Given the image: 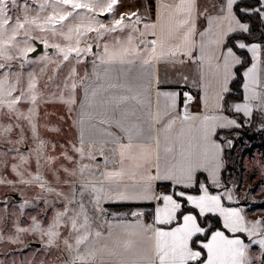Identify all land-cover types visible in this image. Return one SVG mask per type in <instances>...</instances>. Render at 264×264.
I'll return each instance as SVG.
<instances>
[{"label":"snow or ice","instance_id":"1","mask_svg":"<svg viewBox=\"0 0 264 264\" xmlns=\"http://www.w3.org/2000/svg\"><path fill=\"white\" fill-rule=\"evenodd\" d=\"M120 3L0 0V186L23 185L37 193L11 206L15 211L0 200V243L7 236L8 243L23 244L31 234L47 253L40 264H49L53 253L59 264H122L133 237L144 235L152 249L134 264H264V217L245 215L226 163L242 130L255 120L264 130V0H161L159 39L156 24L143 23L137 12L117 18ZM89 58L93 71L81 76L77 66ZM157 60L195 63L212 81L202 114H190L189 93H162L173 110L168 128L192 122L198 132L194 145L181 146L178 157L162 163L139 142L144 130L129 124L122 110L129 100L141 103L140 96L107 95L126 87L108 82L116 65L139 62L151 85L149 69ZM106 153L118 170L108 169ZM145 165L154 174L135 181ZM125 177L134 182L123 183ZM123 202H151L152 222L139 219L142 211L128 214L137 217L128 222L105 207ZM41 203L43 215L27 214ZM115 229L124 239L101 244L105 233L113 239ZM13 255L0 253V264H17L9 259Z\"/></svg>","mask_w":264,"mask_h":264},{"label":"crops","instance_id":"2","mask_svg":"<svg viewBox=\"0 0 264 264\" xmlns=\"http://www.w3.org/2000/svg\"><path fill=\"white\" fill-rule=\"evenodd\" d=\"M161 0H152L153 8L152 12L147 14L148 18H143V23H150L154 21L156 24V37L158 39L161 35ZM95 51L99 53L101 50L96 48ZM93 71V66L90 61L89 74ZM152 76H154V83L147 84V79L144 70L140 67L139 62L135 64L116 65L115 71L109 74L108 82L119 83L126 85V87L111 90L107 95H128V96H140L141 103H137L135 100H129L126 104L122 105V110H126L129 113L128 123H137L143 130L145 138L140 143H144L153 150V156L157 159V163H162L165 158L171 159L172 156L179 155L181 146L188 148L195 144L198 135L197 127L192 122H185L183 124L177 123L176 125L168 128V121L171 119L170 113L173 111L169 107V101L162 93L165 92H181L187 93L190 90V95L193 97L189 102L188 110L190 114H202L206 113L204 108V100L211 95L212 81L211 76L205 74L202 78V73L199 67L195 63H187L183 66H172L161 63L159 60L149 69ZM113 77H116L113 79ZM187 78L186 80L184 78ZM130 89V91H129ZM180 101L183 102V96ZM96 111H104L103 107H97ZM182 110L178 106L177 111ZM99 119V117H97ZM148 137H154L152 142ZM111 148L112 145L107 146ZM172 148V153H167L166 149ZM109 155V163L107 165L109 170H118L120 165L114 159L111 154ZM138 155V153H137ZM98 161L103 166L102 159L98 158ZM125 167H129V162H125ZM149 174H154L148 165L137 174L135 181L140 182L146 180ZM123 183L132 184L134 181L131 178L125 177ZM162 188H166L167 184L160 185ZM113 209L115 214L122 217L128 222H135L137 217L128 215L134 211H142L144 215L139 219L143 223L152 222V209L154 205L151 202H123V203H110L109 205H118ZM241 206V205H240ZM122 207V208H121ZM114 221V218H113ZM122 230L115 229L112 240H107L105 236L101 238L100 243H108L113 245L114 241L119 239L123 240L121 235ZM134 246L131 253H125V260L122 264H134L136 257H147L152 249V241L147 236L138 235L133 237ZM122 250V249H121ZM155 259V257H153ZM100 264V261L97 262ZM103 264H121L120 261L105 259Z\"/></svg>","mask_w":264,"mask_h":264},{"label":"rangeland","instance_id":"3","mask_svg":"<svg viewBox=\"0 0 264 264\" xmlns=\"http://www.w3.org/2000/svg\"><path fill=\"white\" fill-rule=\"evenodd\" d=\"M153 8L152 0H121L117 18L120 14L137 12L140 17L148 18L147 14H150ZM104 18V17H102ZM107 19H111L108 17ZM107 19L105 22H107ZM134 19V18H133ZM154 21H150L153 23ZM150 38V37H149ZM158 39V34H157ZM43 51L40 54L43 55ZM49 53H53L54 50L48 49ZM56 57L53 56V60ZM91 58L88 61L81 63L77 66L79 73L83 76L85 73H89V65ZM37 66V70H38ZM55 64L49 65L48 71L45 76L41 78V82L46 80L47 75L52 74V68ZM66 71V69H65ZM52 110V109H50ZM262 121L255 120L250 128H245L239 133V139L236 143L234 150H231L227 154L226 163L227 167V179L234 185H239L235 190L241 197L240 205L245 209V215L250 220H255L264 217V130L261 129ZM7 143L4 147H11ZM23 148L22 145H18ZM17 162L9 159V163ZM5 175L9 179H14L15 174L10 170H5ZM19 192H23V195H19ZM36 190L29 189L23 185H17L15 189L5 186H0V200L5 198L8 201L11 211H15L13 205H19L22 199H31L36 195ZM109 212L115 213L113 209L115 206H106ZM120 207V206H118ZM122 208V207H121ZM44 205L41 203L36 208H30L27 210L29 216H41L44 214ZM22 226H27L26 220L21 221ZM5 227H10L5 226ZM23 244L13 245L7 242V236H5V242L0 243V253H8L12 251L14 255L9 259H15L17 264H21L22 261L30 262L35 259L36 264H40L47 257V253L40 248V240L37 236L28 234L22 237ZM28 246V247H25ZM17 248H24L23 252H16ZM57 253H53L49 259V264H59L56 260Z\"/></svg>","mask_w":264,"mask_h":264},{"label":"water","instance_id":"4","mask_svg":"<svg viewBox=\"0 0 264 264\" xmlns=\"http://www.w3.org/2000/svg\"><path fill=\"white\" fill-rule=\"evenodd\" d=\"M37 47H38V51H39V52H40L41 50H43L42 46L39 45L38 43H37Z\"/></svg>","mask_w":264,"mask_h":264},{"label":"trees","instance_id":"5","mask_svg":"<svg viewBox=\"0 0 264 264\" xmlns=\"http://www.w3.org/2000/svg\"><path fill=\"white\" fill-rule=\"evenodd\" d=\"M259 35V33H257V36ZM109 206H121L120 204H118V205H109Z\"/></svg>","mask_w":264,"mask_h":264},{"label":"built area","instance_id":"6","mask_svg":"<svg viewBox=\"0 0 264 264\" xmlns=\"http://www.w3.org/2000/svg\"><path fill=\"white\" fill-rule=\"evenodd\" d=\"M187 93H189V94H190V90H187Z\"/></svg>","mask_w":264,"mask_h":264}]
</instances>
